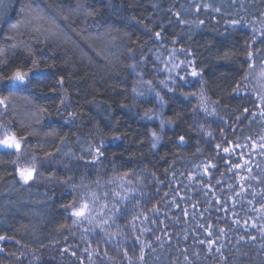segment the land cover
I'll use <instances>...</instances> for the list:
<instances>
[{"label": "trees", "instance_id": "1", "mask_svg": "<svg viewBox=\"0 0 264 264\" xmlns=\"http://www.w3.org/2000/svg\"><path fill=\"white\" fill-rule=\"evenodd\" d=\"M263 16L264 0H0V81L37 74L26 92H2L6 123L48 166L44 186H25L0 149V264L27 253L60 264L77 235L116 264H264L263 195L233 196L230 177L214 185L205 172H226L216 143L257 125L240 88L250 55L264 61V35L247 29ZM162 45L189 57L219 115L211 126L192 92L159 88ZM25 109L38 126L21 124ZM90 183L123 193L102 239L72 235L70 208Z\"/></svg>", "mask_w": 264, "mask_h": 264}, {"label": "rangeland", "instance_id": "2", "mask_svg": "<svg viewBox=\"0 0 264 264\" xmlns=\"http://www.w3.org/2000/svg\"><path fill=\"white\" fill-rule=\"evenodd\" d=\"M247 29L250 30L254 41L264 35V16L260 19L253 21L247 25ZM60 33L52 34L48 38L51 40H60L57 36ZM163 45L159 51L153 56L155 63V76L156 83L159 88L164 92H176L178 89H182L184 92H192L193 99L196 100V111L203 123H207L206 126H211L209 122H213L219 115L216 113V109L206 96L203 82L198 74L193 75V65L189 57L185 54H180L178 50L174 48L163 49ZM257 55H250V67L247 77L240 88L242 95L251 97L255 104V112L253 113V121H256V126L249 132L248 136L244 138H237L234 141L221 140L216 143L214 147L218 157L225 159L226 172L223 174L217 172L218 164L211 163L206 166L205 172L209 179H214L216 185L221 177H230L233 180V184L236 188H233V196L244 192L246 189L252 194L255 199L263 195L264 198V61L256 60ZM196 72V71H195ZM37 74H26L24 82H14L11 79L5 82L0 81V140L6 137H14L20 144L19 150H11L2 148L1 150H7L12 152L13 167L16 176L19 181L28 187L40 189L44 186L46 178V172L48 166L40 167L39 162L31 155H28L26 148L21 140H18L10 131V126L6 123L7 101L4 98L5 95L2 92H26L28 90V83ZM2 93V95H1ZM156 96V94H155ZM14 106V105H13ZM16 105L14 109L16 110ZM26 107H31L27 103ZM20 121L21 124L34 125L40 124V117L36 116L34 112L27 109L21 112ZM256 119V120H255ZM216 121V120H215ZM222 121H220L221 123ZM223 129V128H222ZM211 130V129H210ZM213 131H209L208 136L213 138ZM204 134V133H203ZM207 136V135H206ZM207 136V138H209ZM210 141V140H209ZM98 149L94 148V158L98 155ZM227 150V151H226ZM23 169H34L33 178L28 182H24L21 179L20 171ZM217 169V170H216ZM85 191H80V197L76 205L70 208V214L75 221V229L73 236L79 231L85 238H89L90 233H97L99 238L112 235L113 231L110 230L112 225V211H115L117 203L121 201L122 192L116 190L115 183L109 188H104L102 191L97 186L89 184ZM113 191V192H112ZM113 193V194H112ZM105 198V201L102 199ZM115 201V202H114ZM114 202V203H113ZM83 204L88 205V211L85 217H76L72 213L75 209L80 208ZM260 219V220H259ZM264 224V217L259 213L254 217V221ZM95 236V235H93ZM81 235L72 237V249L65 251L62 250L61 254H66L64 260L60 264H116L112 258L106 256V259L98 255L96 249H93L84 237ZM3 240L0 239V249L2 248ZM26 254V253H23ZM37 257L31 253L24 255V258L20 259V264H33L36 262Z\"/></svg>", "mask_w": 264, "mask_h": 264}, {"label": "snow or ice", "instance_id": "3", "mask_svg": "<svg viewBox=\"0 0 264 264\" xmlns=\"http://www.w3.org/2000/svg\"><path fill=\"white\" fill-rule=\"evenodd\" d=\"M157 35H159V34H157ZM192 74L196 75L197 73L195 71H193ZM25 77H26L25 73H21V72L17 71L10 79L14 82H21L22 83V82H24ZM153 135H155V134H153ZM181 139H183V138L181 137ZM0 145H3L7 148H15L17 150H19V148H20V144L15 140L14 137H6L5 139L0 140ZM153 147H155V145H153ZM33 172H34V169H23V170H21L20 171L21 179L24 182H28L29 180H31L33 178ZM87 211H88V205L83 204L80 208L75 209L72 214L76 217H85ZM0 239H2V237H0Z\"/></svg>", "mask_w": 264, "mask_h": 264}, {"label": "water", "instance_id": "4", "mask_svg": "<svg viewBox=\"0 0 264 264\" xmlns=\"http://www.w3.org/2000/svg\"><path fill=\"white\" fill-rule=\"evenodd\" d=\"M2 148H5V149H8L7 147H5V146H1ZM9 149H11V150H17V149H15V148H9Z\"/></svg>", "mask_w": 264, "mask_h": 264}]
</instances>
